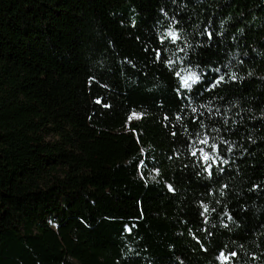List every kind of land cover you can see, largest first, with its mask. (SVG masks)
Listing matches in <instances>:
<instances>
[{"label":"trees","instance_id":"1","mask_svg":"<svg viewBox=\"0 0 264 264\" xmlns=\"http://www.w3.org/2000/svg\"><path fill=\"white\" fill-rule=\"evenodd\" d=\"M0 264H264V0H0Z\"/></svg>","mask_w":264,"mask_h":264},{"label":"snow or ice","instance_id":"2","mask_svg":"<svg viewBox=\"0 0 264 264\" xmlns=\"http://www.w3.org/2000/svg\"><path fill=\"white\" fill-rule=\"evenodd\" d=\"M168 35H169L170 37H172L173 39H176V38H177V37L175 36V34L172 33V32H170ZM177 74L179 75V73H177ZM195 79H196L195 76H192V75H190L189 77H187V78L185 79V81H184L185 86H188V80H193V81H194ZM221 79H223V77H221ZM136 118H139V117H136ZM129 119H132V117H129ZM199 143H200V144H205V145H207V144H208V139H206V138L200 139V140H199ZM211 147L214 149L216 146H215V145H212ZM197 151L203 152V149L194 150V151H192L191 155H192L193 157L197 156ZM203 159H204V161H210V160L212 159V157H211L208 153H204V154H203ZM210 166H211V165H209V167H210ZM204 211H205V212L208 211L207 206L204 207ZM235 255H236V253H232V256H235ZM219 258L227 259V257H225L223 253H221V257H219Z\"/></svg>","mask_w":264,"mask_h":264},{"label":"rangeland","instance_id":"3","mask_svg":"<svg viewBox=\"0 0 264 264\" xmlns=\"http://www.w3.org/2000/svg\"><path fill=\"white\" fill-rule=\"evenodd\" d=\"M141 116H142V115H141L140 113H133V114L131 115L132 119H130V121H134V120L140 119ZM136 117H139V118H136ZM204 153H208V154L210 155V153L207 152V150H203V152L201 153L202 157H203V154H204Z\"/></svg>","mask_w":264,"mask_h":264}]
</instances>
